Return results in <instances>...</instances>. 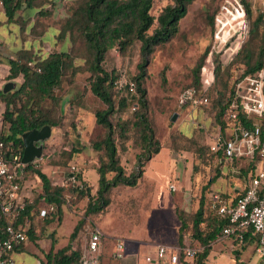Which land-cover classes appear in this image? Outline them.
Instances as JSON below:
<instances>
[{
  "label": "rangeland",
  "instance_id": "rangeland-1",
  "mask_svg": "<svg viewBox=\"0 0 264 264\" xmlns=\"http://www.w3.org/2000/svg\"><path fill=\"white\" fill-rule=\"evenodd\" d=\"M23 3L16 10L11 20L5 11L0 14V91L6 82H13L12 91L22 83V75L9 80L7 60L25 51L34 58L42 57L52 51H66L80 71L74 76L67 73L60 85L53 89L52 96L32 94V108L38 115L56 122L51 127V135L42 142V156L33 162V168L40 169L49 178L52 186H63L64 208L74 219L84 218L89 225L92 218H86L84 208L86 197L81 198L78 186H90L94 194L97 188L96 166L103 152L92 148L93 142L104 136V128L95 121L94 112L106 108L90 91L89 79L92 76L89 64L92 53L83 34L69 27L68 20L73 10L83 0H19ZM26 1L31 5L26 6ZM249 4L251 16L246 18L250 29L258 14L264 20V0H245ZM222 0H193L187 5V11L179 21L178 33L167 43L157 46L151 54L144 79L148 100V117L154 130V137L160 144V151L144 163L143 174L134 187L119 185L110 191V204L102 213L122 234L140 236L147 239L167 241L177 244V215L192 224L193 214L198 208L201 197L204 198L203 211L206 218L216 216V210L209 199L211 191H223L233 197L242 186V179L237 174H223L216 169L215 156L210 151L213 133L216 130L215 114L217 102H225L234 88L235 82L245 70V55L251 62L264 48V21L259 24L249 38L242 52L228 66H221L217 74L214 71L213 90L206 95L209 104L192 109L178 104L179 94L187 87L194 86L195 67L211 40L213 15ZM173 0H153L150 14L157 16ZM245 6V5H244ZM155 25L151 27L152 33ZM140 41L134 39L125 49L119 44L110 48L101 62V66L114 70V101L118 112L114 114V123L118 118L126 120L130 129L126 136L117 137L118 154L126 173L138 169L137 155L142 153L139 127L134 122L137 111V93L127 88L138 73L140 62ZM33 66V63H29ZM164 76V80L162 78ZM195 88H199L194 86ZM200 89V88H199ZM201 90V89H200ZM125 98L124 107L119 105ZM14 110L22 105L16 97L11 98ZM5 102L0 97V131L7 132L9 124L3 120ZM177 113L174 121L171 116ZM226 115L224 116V118ZM76 149L79 152L73 153ZM103 159L104 156H103ZM112 174H108L111 177ZM217 177L216 183L207 186L210 178ZM31 200H36L35 213L46 207L47 202L39 198L42 183L38 177L28 174L23 187ZM174 185L175 190L170 186ZM219 186V187H217ZM226 186V188H225ZM234 188H238L235 190ZM239 189L238 191H241ZM56 209V208H55ZM57 214V212L55 211ZM97 222V219H93ZM207 222V220H206ZM200 227L203 232L207 223ZM103 226L102 220L99 222ZM66 220L59 229L58 241L70 229ZM185 230L184 236L191 239ZM84 244V239L83 243ZM196 244H189L193 248ZM199 254L197 251L195 256ZM194 256V257H195ZM229 253L224 251L222 260L229 264Z\"/></svg>",
  "mask_w": 264,
  "mask_h": 264
},
{
  "label": "trees",
  "instance_id": "trees-1",
  "mask_svg": "<svg viewBox=\"0 0 264 264\" xmlns=\"http://www.w3.org/2000/svg\"><path fill=\"white\" fill-rule=\"evenodd\" d=\"M1 1L8 20H11L16 10L23 5L19 0ZM192 1L173 0V3L166 5L156 17L150 14L153 0H83L73 10L71 18L68 20L69 27H77L83 34L92 53V60L89 64V70L92 74L89 79L90 91L106 105V108L94 112L96 123L104 128V136L99 141L93 142L92 145L94 150L103 152L105 159H103V156H99L100 163L95 168L97 174V188L95 193L92 194L90 186H86L84 183L78 186L79 196L81 198L86 197L87 199L84 215L86 218H92L91 223L87 225L85 224L84 218H78L68 236L67 243L57 249H54L52 243L49 251L44 252L43 258L40 261L41 264H78L82 252L83 236L87 228L93 229L96 226V222L93 219L100 216L109 206L110 191L119 185L128 187L136 186L143 174L144 163L160 151V144L154 137V130L151 127V122L148 117V100L146 88L144 87V79L147 74V65L149 64L152 52L157 46L169 42L178 33L179 21L185 16L187 5ZM241 2L243 6L245 5L244 9L247 16L250 17L251 10L249 4L245 0H241ZM25 5L30 7L31 2L26 1ZM219 7L220 4L218 5V9ZM263 21V16L258 14L252 22L253 27L250 29L249 26L251 36ZM153 25L155 27L152 33H149ZM134 39L140 41L141 58L137 64L138 73L133 77L131 84L132 89L134 88L137 93L136 106L138 108L136 118L132 123L139 127L142 153L138 154L136 158L138 169L126 173L120 163L116 138L126 136L130 125L122 118H118L117 122L114 123L113 116L118 112L114 101V83L117 76L114 74V70L108 71L104 69L101 66V62L106 52L115 44H119L122 49H125ZM247 42L241 46L232 62L243 51ZM207 51L208 48L204 52L206 56ZM206 56L204 59L203 56L200 58L194 70V86L199 87L201 90L204 87L202 67L205 64ZM244 57L245 70L240 74L239 78L248 74H254L264 67V48L260 50L254 62H251L249 55L246 54ZM7 63L9 69L8 79L11 80L21 74L23 80L21 86L16 91L9 92L13 88L7 92H4L3 88L0 91V97L5 102L3 120L9 124L7 132H0V141H3L6 147H13L16 151L22 153L24 148L22 134L25 131L39 129L44 125L51 127L57 125L56 122L50 119L40 117L36 108L31 107L33 101L32 94L37 92L42 96H52L53 89L60 85L63 76L70 73V76L74 77L80 71V68L75 66L72 57L66 51H52L38 58H34L32 54H28L25 51H21L17 56L8 58ZM29 63H33V66H30ZM221 66L223 65L216 58L215 69L217 74ZM162 78L164 80V76ZM213 83L204 91L205 94L207 92L208 96L210 95V90H213ZM131 86L129 84L127 88ZM15 97L22 102L19 110H14V106L12 108L13 102L11 98ZM231 98L232 92L225 102L221 103L220 100L217 102L218 110L216 111L215 117L219 123L216 124V127H221L223 131L229 123L227 117L224 118V116L227 114ZM119 105L124 107V97L120 98ZM237 113L236 121L240 125L250 128L255 119L247 118L240 109ZM260 128L262 133H264V114L260 119ZM72 152L76 153L79 150L73 149ZM211 153L215 156L218 172L228 174L225 173V170L228 172L227 170L230 164L224 168L221 154L212 151ZM232 165L238 167V177L242 179L243 184L242 190L236 192L235 195H237V193H242L248 188L251 178L250 175L252 176L254 173L255 162L247 163L244 160H236ZM20 173L22 174L23 181L26 180L28 174H33L38 177L42 183V193L39 195V198L44 199L47 205L53 204L56 208L54 211L48 212L45 216L40 217L39 230L41 229L43 232L45 225L49 222L60 221L62 207L66 204L62 195V191L65 188L63 186H52L48 176L43 171L33 168V162L26 164ZM108 174H112V176L108 177ZM216 179L217 177L210 178L206 187L213 184ZM216 192L225 198L230 197L223 190H216ZM35 205L36 200H32V203H28L16 218L4 216L0 210V240L10 236V232L7 230L8 227H11L12 230L19 229L25 234V240L14 245L15 251L23 249L24 244L28 240L34 241L36 237H39L36 235V230L39 226L33 223V219L37 214L34 211ZM203 205L204 198L202 196L198 208L193 214L192 224L186 222L180 214L177 215L180 222L177 236L178 245L181 248L184 246V232L187 230L192 235L191 239L199 241L203 246L202 251L196 256V264H205L209 245L222 232L223 228L228 225V219L218 214L214 217L206 218L204 216ZM203 222L207 223V228L204 232L200 227ZM249 238L256 240V236L252 235L250 231L245 232L244 241L246 242Z\"/></svg>",
  "mask_w": 264,
  "mask_h": 264
},
{
  "label": "built area",
  "instance_id": "built-area-1",
  "mask_svg": "<svg viewBox=\"0 0 264 264\" xmlns=\"http://www.w3.org/2000/svg\"><path fill=\"white\" fill-rule=\"evenodd\" d=\"M1 12H3V3L0 0V14ZM248 38L249 22L241 0H222L214 15L213 35L202 67L204 87L202 90L194 86L185 88L178 96V104L190 106L192 109L208 105L209 100L204 91L213 82L216 58L223 66L230 64ZM239 109L247 118L255 119L250 128L236 121ZM263 114L264 67L235 82L226 114L228 126L224 131L221 127H216L210 144L212 152L221 154L224 168L230 164L227 171L231 175L239 173L238 167L232 165L234 161L255 162L248 188L229 198L212 191L209 199L216 213L228 219V225L216 236V239L232 236L234 240L243 244L244 233L250 231L256 236V253L264 260V133L260 128ZM21 159L22 153L13 147H6L4 142L0 141V210L4 216L11 218L18 217L24 207L32 203L31 198L25 197L22 193L23 177L20 172L26 164L22 163ZM170 189L174 191L175 186L171 185ZM54 210L55 206L50 204L39 208L38 215L42 217ZM7 230L10 236L0 240V264H15L12 256L15 252L14 245L25 240V234L19 229L12 230L11 227ZM102 238L103 233L97 226L93 229L87 228L83 236L84 244L78 264L100 263ZM167 248L165 245H159L157 256L163 258ZM124 250L123 240H117L112 253L113 258H121ZM181 251L186 257L193 258L196 254V250L191 247L182 248ZM169 259L176 263L179 256L170 254ZM147 260L150 258L147 257Z\"/></svg>",
  "mask_w": 264,
  "mask_h": 264
},
{
  "label": "crops",
  "instance_id": "crops-1",
  "mask_svg": "<svg viewBox=\"0 0 264 264\" xmlns=\"http://www.w3.org/2000/svg\"><path fill=\"white\" fill-rule=\"evenodd\" d=\"M0 66H2V63H0ZM215 183L216 182H214L213 184ZM25 187L26 184H24L22 193L25 197H30ZM242 188L243 184L239 189ZM234 189L237 190L238 188ZM39 219L40 216L38 214H36L33 219L34 225L39 226L36 230V235H38L39 237H36L34 241L28 240L24 244L23 249L17 250L13 253L12 256L15 264H41L40 261L43 258L44 252L49 251L52 243L54 249L60 248L67 243L68 236L76 223V219H74L73 216H71V214L66 211L64 206L62 207L60 221L56 220L49 222L45 225L43 232L41 231V229L39 230ZM96 219V226L103 233L102 253L100 256L99 264H196L197 255L193 258L186 257L181 249L189 247L190 243H198V246L195 245L193 247L196 252H201L203 249V246L199 241L190 239L188 237L184 238V246L181 248L178 245V242L177 244H175L173 242H161V240L147 239L142 234L140 236H125V234L117 231L112 222H110L111 219L108 218L106 214H101L100 216L96 217ZM66 220H69L71 224L69 227L70 229L64 235L63 242H60L58 241L59 229ZM101 220L103 226H100L99 222ZM117 240H123L124 242L125 250L121 258H113L112 256V253L115 249V242ZM159 245H165L168 247L167 253L163 258H159L157 256V247ZM209 246V251L205 258V264H225V262L222 260L224 251H227L230 255L228 256V259L231 260L229 264H264V260L261 259V257L256 253V240L251 238L241 244L239 242H236L232 236H227L222 239H215ZM170 254H178V262H171L169 259ZM147 257H149L150 260H147Z\"/></svg>",
  "mask_w": 264,
  "mask_h": 264
},
{
  "label": "water",
  "instance_id": "water-1",
  "mask_svg": "<svg viewBox=\"0 0 264 264\" xmlns=\"http://www.w3.org/2000/svg\"><path fill=\"white\" fill-rule=\"evenodd\" d=\"M14 87L13 82H7L3 86V91L7 92ZM177 117V113L171 116V120L174 121ZM51 135V126L44 125L39 129H31L25 131L22 134L23 152H22V163H32L36 158H39L42 154V142L49 138Z\"/></svg>",
  "mask_w": 264,
  "mask_h": 264
}]
</instances>
